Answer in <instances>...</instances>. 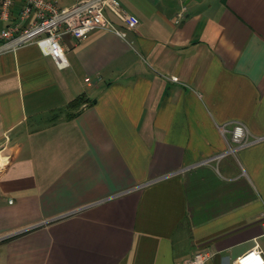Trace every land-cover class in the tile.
Masks as SVG:
<instances>
[{
	"label": "crops",
	"instance_id": "0c3cea01",
	"mask_svg": "<svg viewBox=\"0 0 264 264\" xmlns=\"http://www.w3.org/2000/svg\"><path fill=\"white\" fill-rule=\"evenodd\" d=\"M118 1L66 68L0 40V264L264 256V0Z\"/></svg>",
	"mask_w": 264,
	"mask_h": 264
},
{
	"label": "built area",
	"instance_id": "2783aa9c",
	"mask_svg": "<svg viewBox=\"0 0 264 264\" xmlns=\"http://www.w3.org/2000/svg\"><path fill=\"white\" fill-rule=\"evenodd\" d=\"M18 2H21V7L16 10ZM108 9L129 23H138L135 17L120 8L118 0H78L65 7H60L54 0H0L2 49H16L27 43H36L44 54L55 59L60 68H66L70 63L62 41L64 35L70 34L81 41L94 30L115 29L107 17ZM184 16V9H181L177 20L180 21ZM173 78L178 80L176 76ZM231 125L232 139L235 143L231 151L239 150L252 142L251 133L245 123L236 120L232 121ZM222 130L224 133L229 130L227 124L222 126ZM67 214L70 212L60 217ZM212 255L213 252L210 250L197 251L187 264H208ZM237 263L264 264L262 249L258 246L249 249L237 257Z\"/></svg>",
	"mask_w": 264,
	"mask_h": 264
},
{
	"label": "rangeland",
	"instance_id": "374dc122",
	"mask_svg": "<svg viewBox=\"0 0 264 264\" xmlns=\"http://www.w3.org/2000/svg\"><path fill=\"white\" fill-rule=\"evenodd\" d=\"M227 152H228V153H226V154L230 155L229 158H231V156L233 157V154H232V153H234V151H231V148H230L229 151H227Z\"/></svg>",
	"mask_w": 264,
	"mask_h": 264
},
{
	"label": "trees",
	"instance_id": "16d2710c",
	"mask_svg": "<svg viewBox=\"0 0 264 264\" xmlns=\"http://www.w3.org/2000/svg\"><path fill=\"white\" fill-rule=\"evenodd\" d=\"M82 100V98L80 99V101ZM79 103V102H78Z\"/></svg>",
	"mask_w": 264,
	"mask_h": 264
}]
</instances>
